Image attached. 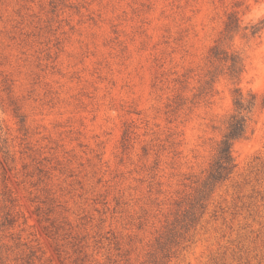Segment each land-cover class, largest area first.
<instances>
[{"label": "rangeland", "instance_id": "rangeland-1", "mask_svg": "<svg viewBox=\"0 0 264 264\" xmlns=\"http://www.w3.org/2000/svg\"><path fill=\"white\" fill-rule=\"evenodd\" d=\"M263 19L264 0H0V264H264ZM238 87L258 102L205 190Z\"/></svg>", "mask_w": 264, "mask_h": 264}, {"label": "trees", "instance_id": "trees-1", "mask_svg": "<svg viewBox=\"0 0 264 264\" xmlns=\"http://www.w3.org/2000/svg\"><path fill=\"white\" fill-rule=\"evenodd\" d=\"M240 20L232 14V21L228 22L225 30V38H233L240 30ZM264 27V19L251 26V34L256 35ZM212 58L216 61L228 64L231 78H240L244 71V62L237 52H229L216 44L211 50ZM257 94L250 91L244 94L241 88L236 89L234 98V110L230 115L226 131L219 142L215 159L211 165L209 175L204 183V189H210L218 182L226 179L236 167L233 146L236 140L246 136L248 122L257 105Z\"/></svg>", "mask_w": 264, "mask_h": 264}]
</instances>
